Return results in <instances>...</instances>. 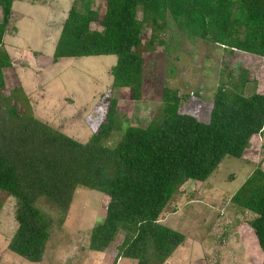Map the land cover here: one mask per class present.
Listing matches in <instances>:
<instances>
[{"label": "trees", "instance_id": "obj_1", "mask_svg": "<svg viewBox=\"0 0 264 264\" xmlns=\"http://www.w3.org/2000/svg\"><path fill=\"white\" fill-rule=\"evenodd\" d=\"M12 1L0 0V192L14 199L16 223L6 248L29 262L41 261L51 219L36 206L37 200L52 204L63 217L74 190L82 187L108 198L102 219L89 231L87 249L102 252L122 232L114 259L164 264L184 235L159 222L162 212L184 182L205 180L223 157H241L250 137L262 131L264 95L255 89L245 92L247 72L240 68L217 84L207 121L190 108L180 110L185 96L162 87L160 119L122 128L124 117L117 116L112 91L125 89L131 101L141 99L142 53L153 49L152 37L168 21L187 37L204 38L228 53L264 58V0H102L101 12L93 0H71L51 62L115 57L108 70L106 105L98 101V116L82 143L19 110L5 96L2 73L11 61L2 38L14 30L8 27ZM147 28L149 38L142 42L141 31ZM113 129L120 135L108 147L105 141ZM230 202L254 214L246 224L264 257V172L258 165Z\"/></svg>", "mask_w": 264, "mask_h": 264}, {"label": "rangeland", "instance_id": "obj_2", "mask_svg": "<svg viewBox=\"0 0 264 264\" xmlns=\"http://www.w3.org/2000/svg\"><path fill=\"white\" fill-rule=\"evenodd\" d=\"M71 0H14L8 27L16 31L2 38L11 67L3 70L5 96L21 111H27L61 130L78 142L91 134L98 101L106 105L113 55L60 58L51 62L59 25ZM102 0H93L99 12ZM137 18L140 13L137 12ZM94 28V25L91 24ZM149 30L141 31L142 42ZM4 39V40H3ZM153 49L144 50L143 90L139 101L129 99L125 89H114L120 119L145 126L161 117V88L183 95L181 109H189L207 121L213 91L236 69L246 70V93L255 89L264 94V58L238 51L228 53L204 38L187 37L168 21L152 37ZM146 45V44H145ZM143 50V49H142ZM15 88L11 93L8 90ZM8 93V94H7ZM102 118L104 109L101 111ZM120 131L113 129L105 141L112 147ZM264 127L250 140L241 157H223L203 181L187 180L162 212L163 224L184 235V240L164 264H264L253 232L246 222L254 217L230 202V196L258 165L264 172ZM106 195L76 188L65 215L44 199L36 206L51 219L49 237L41 261L29 262L6 248L16 223L15 201L0 192V264H135L115 258L122 241L119 232L102 251L87 249L92 226L104 215Z\"/></svg>", "mask_w": 264, "mask_h": 264}, {"label": "crops", "instance_id": "obj_3", "mask_svg": "<svg viewBox=\"0 0 264 264\" xmlns=\"http://www.w3.org/2000/svg\"><path fill=\"white\" fill-rule=\"evenodd\" d=\"M13 1H14V0H13ZM13 1H12V3H13ZM12 3H11V10H12ZM65 14H66V13H65ZM64 17H65V15H64ZM64 17H63V18H64ZM63 18H62V20H63ZM62 20H61V22H62ZM61 22H60V24H61ZM59 26H60V25H59ZM13 27L16 28L15 26H13ZM13 31H16V30L14 29V30H12V32H13ZM6 35L8 36L9 34H8V33H5V34L3 35V38H4ZM3 40H4V39H3ZM69 58H72V57H69ZM256 92L262 94V92H261L260 90H256ZM262 95H264V94H262ZM36 118H38V117L36 116ZM38 119H39V118H38ZM40 120H41V119H40ZM263 127H264V125H263ZM262 129H263V128H262ZM60 131H61V130H60ZM61 132H62V131H61ZM64 134H65V133H64ZM258 135H259V134L252 135V136L250 137V140H251L252 138H254L255 136H258ZM67 136H68V135H67ZM72 139H73V138H72ZM87 139H88V138H87ZM87 139H86V140H87ZM86 140H85V141H86ZM250 140H249V142H250ZM105 199L108 200L107 196H106ZM106 202H107V201H106ZM106 202H105V203H106ZM161 219H162V216L160 217L159 222H160V223H163V221H162ZM246 225H247V224H246ZM247 226H248V225H247ZM248 227H249V226H248ZM253 236H254V235H253ZM254 238H255V237H254ZM260 252H261V251H260ZM167 260H168V259H167ZM166 262H167V261H166ZM167 263H168V262H167Z\"/></svg>", "mask_w": 264, "mask_h": 264}]
</instances>
